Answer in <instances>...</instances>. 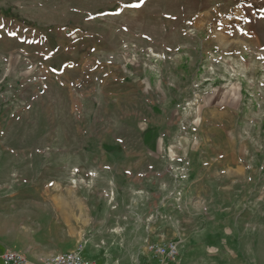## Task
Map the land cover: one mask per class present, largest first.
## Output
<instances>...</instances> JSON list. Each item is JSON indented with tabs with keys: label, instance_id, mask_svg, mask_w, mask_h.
I'll return each instance as SVG.
<instances>
[{
	"label": "rangeland",
	"instance_id": "1",
	"mask_svg": "<svg viewBox=\"0 0 264 264\" xmlns=\"http://www.w3.org/2000/svg\"><path fill=\"white\" fill-rule=\"evenodd\" d=\"M78 206L264 264V0H0V239Z\"/></svg>",
	"mask_w": 264,
	"mask_h": 264
},
{
	"label": "crops",
	"instance_id": "2",
	"mask_svg": "<svg viewBox=\"0 0 264 264\" xmlns=\"http://www.w3.org/2000/svg\"><path fill=\"white\" fill-rule=\"evenodd\" d=\"M138 180L137 178H134ZM79 207V206H78ZM82 212H75L74 226L68 235L74 240L68 249L54 251L51 255L42 254L35 243L18 244L0 239V252L12 250L25 255L30 264L56 254L78 251L88 264H144L142 244L147 239L141 233L139 215L113 214L109 209L104 214L90 213L80 206ZM90 211V208H88ZM134 222V223H132ZM89 231V233L85 232ZM189 237L182 241L181 255L173 264H226V255L220 249L217 236L202 228H193ZM149 240V239H148ZM58 251V252H57ZM0 264H2L0 260Z\"/></svg>",
	"mask_w": 264,
	"mask_h": 264
},
{
	"label": "built area",
	"instance_id": "3",
	"mask_svg": "<svg viewBox=\"0 0 264 264\" xmlns=\"http://www.w3.org/2000/svg\"><path fill=\"white\" fill-rule=\"evenodd\" d=\"M180 239L175 240H147L142 248L145 255L144 264H173L181 255ZM2 264H30L26 256L12 250L0 252ZM34 264H88V261L78 251L56 254L40 259Z\"/></svg>",
	"mask_w": 264,
	"mask_h": 264
},
{
	"label": "snow or ice",
	"instance_id": "4",
	"mask_svg": "<svg viewBox=\"0 0 264 264\" xmlns=\"http://www.w3.org/2000/svg\"><path fill=\"white\" fill-rule=\"evenodd\" d=\"M137 7L139 6V5H136Z\"/></svg>",
	"mask_w": 264,
	"mask_h": 264
}]
</instances>
